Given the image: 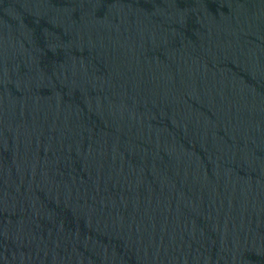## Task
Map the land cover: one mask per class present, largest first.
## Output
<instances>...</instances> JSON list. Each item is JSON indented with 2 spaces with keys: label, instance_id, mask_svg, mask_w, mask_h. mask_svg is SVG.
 Here are the masks:
<instances>
[{
  "label": "water",
  "instance_id": "water-1",
  "mask_svg": "<svg viewBox=\"0 0 264 264\" xmlns=\"http://www.w3.org/2000/svg\"><path fill=\"white\" fill-rule=\"evenodd\" d=\"M0 264H264V0H0Z\"/></svg>",
  "mask_w": 264,
  "mask_h": 264
}]
</instances>
